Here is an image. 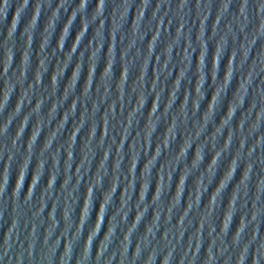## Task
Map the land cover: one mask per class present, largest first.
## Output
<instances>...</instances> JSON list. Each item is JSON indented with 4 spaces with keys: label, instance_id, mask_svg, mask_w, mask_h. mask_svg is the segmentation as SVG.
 <instances>
[{
    "label": "water",
    "instance_id": "water-1",
    "mask_svg": "<svg viewBox=\"0 0 264 264\" xmlns=\"http://www.w3.org/2000/svg\"><path fill=\"white\" fill-rule=\"evenodd\" d=\"M0 264H264V0H0Z\"/></svg>",
    "mask_w": 264,
    "mask_h": 264
}]
</instances>
